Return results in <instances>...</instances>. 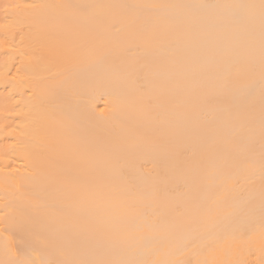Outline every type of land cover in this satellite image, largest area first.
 I'll use <instances>...</instances> for the list:
<instances>
[{
    "label": "bare ground",
    "instance_id": "1",
    "mask_svg": "<svg viewBox=\"0 0 264 264\" xmlns=\"http://www.w3.org/2000/svg\"><path fill=\"white\" fill-rule=\"evenodd\" d=\"M0 264H264V0H0Z\"/></svg>",
    "mask_w": 264,
    "mask_h": 264
}]
</instances>
